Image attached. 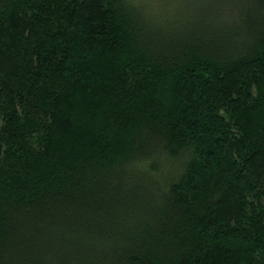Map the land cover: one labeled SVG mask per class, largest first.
Here are the masks:
<instances>
[{
    "label": "trees",
    "instance_id": "1",
    "mask_svg": "<svg viewBox=\"0 0 264 264\" xmlns=\"http://www.w3.org/2000/svg\"><path fill=\"white\" fill-rule=\"evenodd\" d=\"M0 264H264V0H0Z\"/></svg>",
    "mask_w": 264,
    "mask_h": 264
}]
</instances>
